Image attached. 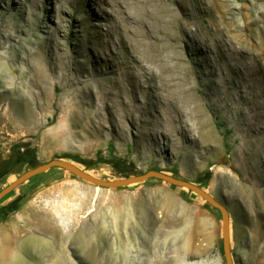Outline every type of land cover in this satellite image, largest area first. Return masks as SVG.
<instances>
[{"label": "rangeland", "instance_id": "obj_1", "mask_svg": "<svg viewBox=\"0 0 264 264\" xmlns=\"http://www.w3.org/2000/svg\"><path fill=\"white\" fill-rule=\"evenodd\" d=\"M115 1L0 0V189L55 157L103 179L158 169L200 185L226 206L234 264H264V144L260 156L246 159L237 131L254 110L257 122L248 133L263 143L264 63L256 53L242 57L232 37L212 32L207 5L185 11L181 0L167 3L180 17L191 13L184 42L174 48L164 28L151 23L152 33L164 38L151 56L136 30L139 11L127 6L132 18L122 19ZM232 1L241 7L242 0ZM248 1V13L264 26L257 14L264 4ZM168 51H179L184 63L168 59ZM124 64L137 88L114 96L108 91L118 89ZM188 86L192 95L178 92ZM97 91L102 95L95 97ZM129 93L133 110L124 118ZM197 97L213 139H202L188 113ZM169 114L180 116L185 128L171 133ZM221 227L219 211L186 188L155 178L103 188L51 168L0 201V261L225 264Z\"/></svg>", "mask_w": 264, "mask_h": 264}, {"label": "bare ground", "instance_id": "obj_2", "mask_svg": "<svg viewBox=\"0 0 264 264\" xmlns=\"http://www.w3.org/2000/svg\"><path fill=\"white\" fill-rule=\"evenodd\" d=\"M173 1V0H172ZM180 1V0H179ZM262 3L264 4V0H261ZM112 2V1H111ZM178 2V1H177ZM249 1L248 0H242V5L240 8L236 9L233 6V1L232 0H181V3L179 5V7H182V10H188V6H191L193 8V10H202L205 6L207 5L208 8V16L211 19V22L209 24L210 29L212 30L213 33H219L222 34L223 36H228V37H232L231 39V43L233 45L234 48L237 47H242V52L241 55L242 57L245 56H249L253 53H256V57L262 62L264 63V26H260L259 25V17H254L252 16V14L248 13V7H247V3ZM179 3V2H178ZM115 4L117 6V11L118 13H121L122 15V19H128L131 17V14L133 13H128L127 12V6L131 7L135 10V8L139 11V17L138 19V24L136 26V30L137 33L142 37L144 43L147 45L148 47V51L150 52V55L152 53V55H157L160 53L159 48L157 46V42L158 39L161 38V40H164V38L162 39V36L159 38L156 34L152 33L151 30V23L154 24H158V27H163V31L166 32V36H164L165 38H167L171 45H175L173 46L175 47H179L180 44H182L184 42V35L185 33L188 31L190 25H192L191 23H194L191 21L192 16L191 13L190 14H184V17H180L178 15H176L175 13V9L168 5L167 0H116ZM175 4V1H174ZM204 6V7H203ZM264 7V6H263ZM132 9V10H133ZM178 9V8H177ZM189 11V10H188ZM186 13V12H185ZM201 13V12H200ZM180 14V13H179ZM202 14V13H201ZM241 15L240 19L242 20L240 22L239 18H236V15ZM259 16H263L264 17V9H260L257 13ZM120 15V14H119ZM182 15V14H181ZM207 15V14H206ZM257 15V16H258ZM69 16V15H68ZM133 17H135L133 15ZM200 17V16H199ZM132 18V17H131ZM195 18V17H194ZM137 20V19H135ZM198 20V19H197ZM202 20V19H201ZM200 20V21H201ZM132 21V20H129ZM194 21V20H193ZM206 21V19H205ZM207 21V22H208ZM133 22V21H132ZM201 23V22H200ZM128 24V23H127ZM130 24V23H129ZM128 24V25H129ZM136 25V24H134ZM196 25V24H195ZM198 25V23H197ZM201 25V24H200ZM122 26V25H121ZM150 26V27H149ZM156 27V26H155ZM203 27V26H202ZM134 28V27H133ZM132 28V30H133ZM197 29V28H196ZM202 29V28H201ZM200 29V30H201ZM209 29V30H210ZM161 30V29H160ZM192 30V29H191ZM131 31V30H130ZM134 31V30H133ZM162 31V33H163ZM160 32V31H159ZM158 32V33H159ZM156 33V32H155ZM209 33V32H208ZM190 34V33H189ZM133 35V34H132ZM137 35V34H134ZM162 35V34H161ZM160 36V35H159ZM186 38V37H185ZM142 41V42H143ZM59 40L55 41V44H58ZM137 42V41H135ZM168 42V41H167ZM138 43V42H137ZM103 44V43H102ZM105 44V43H104ZM134 44V43H133ZM61 45V44H60ZM112 46V45H111ZM134 46V45H133ZM170 46V45H169ZM61 47V46H60ZM64 47V46H63ZM146 47V46H145ZM172 47V46H171ZM170 47V48H171ZM134 48V47H133ZM132 48V49H133ZM61 49V48H60ZM146 49V48H145ZM166 49V48H165ZM46 50V49H45ZM161 50V49H160ZM178 50V49H177ZM59 51V50H58ZM86 51V50H85ZM134 51H136V48L134 49ZM146 51V52H148ZM119 52V51H118ZM130 52V51H129ZM145 52V53H146ZM148 52V53H149ZM169 52V51H168ZM62 53V52H61ZM55 54V53H54ZM66 54V53H65ZM132 54V53H131ZM42 55V54H41ZM149 55V56H150ZM151 55V56H152ZM166 55V54H165ZM55 56V55H54ZM53 56V57H54ZM66 56V55H65ZM150 56V57H151ZM164 57V55H162ZM45 57V56H44ZM121 57V56H120ZM161 57V56H160ZM65 58V57H64ZM168 59H174L177 62H183L184 58L183 56L180 55L179 51H176L174 53L170 52L168 53L167 56ZM44 59V58H43ZM42 59V60H43ZM130 59V58H129ZM135 59V58H134ZM146 59V58H145ZM150 59V58H149ZM156 60V58H154ZM160 59V58H159ZM41 60V61H42ZM60 60V59H59ZM66 60V59H65ZM64 60V61H65ZM132 60V59H131ZM165 60V59H164ZM189 60V59H188ZM63 61V62H64ZM141 61V60H140ZM160 61V60H159ZM32 62V61H31ZM40 62V61H39ZM128 62V61H127ZM144 62V61H143ZM35 63V62H34ZM42 63V62H41ZM184 63V62H183ZM190 63V62H189ZM32 64V63H31ZM45 64V63H44ZM167 64V63H166ZM165 64V66H166ZM175 64V63H174ZM177 64V63H176ZM135 65V64H134ZM132 65L131 68L135 69V66ZM139 67L141 66L140 63H138ZM178 65V64H177ZM35 66V65H34ZM42 66V64H41ZM41 66H37L38 68H41ZM47 66V65H46ZM54 66V65H52ZM90 66V65H89ZM171 66V65H170ZM179 66V65H178ZM183 66V65H182ZM30 67V65H29ZM45 66L43 65L42 68H44ZM58 67V66H57ZM64 67V66H63ZM141 67H144L143 65ZM172 67H174V65H172ZM186 67V66H185ZM35 68V67H33ZM47 68V67H46ZM62 68V67H61ZM48 69V68H47ZM52 69V68H51ZM167 69V68H166ZM169 69V68H168ZM176 69V68H175ZM174 69V70H175ZM181 69V68H180ZM179 69V70H180ZM46 70V69H45ZM59 70V69H58ZM65 70V69H64ZM71 70V69H70ZM163 70V68H162ZM34 71V69H33ZM38 71H40L38 69ZM119 71V70H118ZM136 71V70H135ZM29 72V70L27 71ZM32 72V71H31ZM42 72V71H41ZM46 72V71H45ZM179 72V71H178ZM193 72V71H192ZM25 73V72H24ZM38 73V72H37ZM48 73V72H47ZM64 73V72H63ZM138 73V71H137ZM142 73V72H141ZM140 73V74H141ZM157 73V72H156ZM153 73L154 77H157L158 74ZM160 73V72H159ZM182 73V72H181ZM187 73V71H186ZM36 74V73H35ZM42 74V73H41ZM54 74V73H53ZM151 74V73H150ZM188 74V73H187ZM27 75V74H26ZM57 75V74H56ZM63 75V74H62ZM137 75V74H136ZM160 74V78H161ZM167 75V74H166ZM169 75V74H168ZM167 75V76H168ZM33 76V75H32ZM38 77H41L40 75H35ZM43 77H45L47 74L44 73L42 74ZM142 76V75H141ZM66 77V76H65ZM65 77H63V80L65 82ZM134 77L135 74L130 73L129 72V66L128 65H123V70L119 73V79L117 82V88L114 90H109L108 92L111 93L114 96L119 95V91H123V92H127V89L129 87L133 88L134 90L137 88L136 82L134 81ZM176 77V75H175ZM175 77H171V78H167L166 82H168V84L171 81H175ZM187 77V76H186ZM33 78V77H32ZM37 78V77H36ZM141 78V77H140ZM144 78V77H143ZM165 78V77H164ZM178 78V77H177ZM181 78V76H180ZM183 78V77H182ZM196 78V77H195ZM41 79V78H40ZM39 79V80H40ZM68 81V84H80V83H84L86 80L85 79H80V78H76V79H68L66 78ZM186 79V78H185ZM191 79V78H190ZM143 80V79H142ZM146 80V79H145ZM144 80V81H145ZM31 81V80H30ZM66 81V82H67ZM37 82V81H36ZM142 82V81H140ZM182 83H184V81H181ZM32 83V81H31ZM34 83V82H33ZM41 83V82H39ZM190 83V82H189ZM195 83V82H194ZM36 84V83H35ZM66 84V83H65ZM32 85V84H31ZM43 85V84H42ZM63 85V84H61ZM66 86V85H64ZM184 86V85H183ZM195 86V85H194ZM42 87V86H41ZM59 87V86H58ZM142 87V86H141ZM189 87V86H188ZM46 88V87H45ZM196 88V86H195ZM198 88V87H197ZM200 88V87H199ZM28 89V88H27ZM39 89V88H37ZM193 90H195L193 87H189L186 90L182 89L180 87V91H178L179 93H182L184 91L188 92L190 95H192ZM36 91V90H35ZM40 91V90H39ZM71 93H75L74 96H77L75 91H70ZM29 93V92H28ZM140 93V92H139ZM26 94V93H25ZM92 94V92H91ZM34 95V94H33ZM40 96H44V97H48L46 95V92L41 91ZM46 95V96H45ZM72 95V94H71ZM93 95V94H92ZM101 92L97 91L94 96L98 97L101 96ZM73 96V95H72ZM145 96V95H144ZM182 96V95H181ZM184 97V96H183ZM262 97V96H261ZM133 98L132 94H128L127 95V101L125 103L122 104V108L126 109L128 115H126L124 118H126L127 116H131L132 114V106H131V102L130 100ZM42 99V98H41ZM97 99V98H96ZM138 100V98H137ZM205 101V100H204ZM248 102V101H247ZM175 105V104H174ZM178 106H182V104L179 103ZM184 106V105H183ZM136 107V106H135ZM203 107L204 104L202 102V99H200L199 97L195 98L193 100V102L189 105L188 107V113L191 114V117L196 121L197 125H198V130L203 131L204 134V138L207 140V138L209 136H212L213 139V135L212 132L210 131V129L206 128L207 127V118H205V114L203 112ZM121 108V109H122ZM248 108V107H247ZM137 109V108H136ZM249 110V109H248ZM123 111V110H122ZM130 111V112H128ZM135 111V110H134ZM245 112V111H244ZM121 113V112H120ZM123 113V112H122ZM247 113V112H246ZM261 113V112H260ZM173 115V114H172ZM169 114V118H170V122H171V133L173 131H176L177 127L179 129H184L185 127L183 126V120L180 118V116H172ZM248 118L246 120L243 119L242 123L239 124L237 126V131L240 132V134L242 135L241 137L243 138V153L244 155H246V159H248L250 156H254L255 158L260 156V151L259 149H262L261 145L264 144V137L262 138V144L257 143V139L255 137V135L253 134H249L248 132L251 130L252 126L254 125V123L257 122L256 118H258V114L256 112H254V110H250V112L247 114ZM260 115V114H259ZM262 115V114H261ZM120 116V115H119ZM124 116V115H122ZM31 117V116H30ZM247 117V116H246ZM123 118V117H122ZM123 118V119H124ZM15 121V118H14ZM256 121V122H255ZM264 121V120H263ZM22 122V121H21ZM125 123V122H124ZM209 123V122H208ZM34 124V123H33ZM122 125V124H121ZM209 126V125H208ZM20 127V126H19ZM261 127V126H260ZM264 127V126H263ZM64 128V127H63ZM192 128V127H191ZM63 130V129H62ZM195 130V128H194ZM212 130V129H211ZM254 131V130H253ZM253 131L251 133H253ZM238 132V133H239ZM255 132V131H254ZM65 133V132H64ZM202 133V132H201ZM264 133V131H263ZM258 134V133H257ZM262 134V133H261ZM236 136H239L238 134ZM240 137V136H239ZM241 138V139H242ZM201 139V140H202ZM211 138H209L210 140ZM211 139V140H212ZM215 140V138H214ZM242 141V140H241ZM208 142V141H207ZM206 142V143H207ZM213 142V141H212ZM211 142V143H212ZM216 143V140H215ZM210 144V143H209ZM208 144V146H209ZM213 146V145H211ZM239 147V145H238ZM264 147V146H263ZM212 148V147H211ZM240 149V148H239ZM245 159V160H246ZM252 159V158H251ZM247 161V160H246ZM247 163V162H245ZM249 165V164H248ZM251 166V165H250ZM256 171V170H255ZM253 174V173H252ZM25 242V241H24ZM26 244V243H25ZM24 244V245H25ZM28 245V241L27 244ZM30 246V245H28ZM27 246V247H28ZM26 246H24V248H27ZM28 249V248H27ZM30 250V249H29ZM1 264V261H0Z\"/></svg>", "mask_w": 264, "mask_h": 264}, {"label": "water", "instance_id": "obj_3", "mask_svg": "<svg viewBox=\"0 0 264 264\" xmlns=\"http://www.w3.org/2000/svg\"><path fill=\"white\" fill-rule=\"evenodd\" d=\"M51 168H60L63 169L80 179L89 182L91 184L103 187V188H119L125 187L132 184L144 182L150 178L159 179L161 181L168 182L170 184L180 186L186 188L195 194L199 195L205 201H207L210 205L216 208L220 213L221 218V233H222V249L225 264H234L232 257V250L230 245V219H229V211L224 204L218 201L213 195L207 192L200 185L192 183L188 180L177 177L173 174H168L158 169H149L145 172L135 173L131 175H125L116 179H103L96 176H93L86 172L84 169L80 168L76 162L55 157L50 160L36 164L32 168L27 169L19 176H17L13 181L7 184L5 187L0 189V201L11 191L17 188L19 185L27 181L28 179L39 175L43 172L48 171Z\"/></svg>", "mask_w": 264, "mask_h": 264}, {"label": "trees", "instance_id": "obj_4", "mask_svg": "<svg viewBox=\"0 0 264 264\" xmlns=\"http://www.w3.org/2000/svg\"><path fill=\"white\" fill-rule=\"evenodd\" d=\"M12 192H13V191H11L9 194H7L4 198H6L7 196H9ZM4 198H3V199H4Z\"/></svg>", "mask_w": 264, "mask_h": 264}]
</instances>
